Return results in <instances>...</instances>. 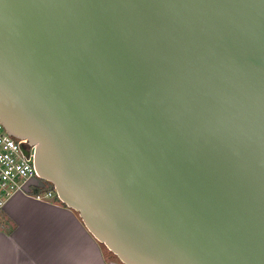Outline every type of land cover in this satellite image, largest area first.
Wrapping results in <instances>:
<instances>
[{
    "label": "water",
    "instance_id": "1",
    "mask_svg": "<svg viewBox=\"0 0 264 264\" xmlns=\"http://www.w3.org/2000/svg\"><path fill=\"white\" fill-rule=\"evenodd\" d=\"M0 124L120 264H264V0H0Z\"/></svg>",
    "mask_w": 264,
    "mask_h": 264
},
{
    "label": "crops",
    "instance_id": "2",
    "mask_svg": "<svg viewBox=\"0 0 264 264\" xmlns=\"http://www.w3.org/2000/svg\"><path fill=\"white\" fill-rule=\"evenodd\" d=\"M45 188H42L43 191ZM15 195L0 213V264H120L56 197Z\"/></svg>",
    "mask_w": 264,
    "mask_h": 264
},
{
    "label": "built area",
    "instance_id": "3",
    "mask_svg": "<svg viewBox=\"0 0 264 264\" xmlns=\"http://www.w3.org/2000/svg\"><path fill=\"white\" fill-rule=\"evenodd\" d=\"M27 152V153H26ZM33 165V148L26 141L8 135L0 124V213L15 195H31L43 186ZM36 199H51L54 191L33 195Z\"/></svg>",
    "mask_w": 264,
    "mask_h": 264
},
{
    "label": "rangeland",
    "instance_id": "4",
    "mask_svg": "<svg viewBox=\"0 0 264 264\" xmlns=\"http://www.w3.org/2000/svg\"><path fill=\"white\" fill-rule=\"evenodd\" d=\"M41 185L43 186V188L47 189V187L49 186L48 184L46 183H41ZM45 189L43 190L42 193H45ZM106 252H108V254H110V256L112 257V259L114 260H117V258L111 253L109 252L106 248H105ZM118 261V260H117Z\"/></svg>",
    "mask_w": 264,
    "mask_h": 264
},
{
    "label": "trees",
    "instance_id": "5",
    "mask_svg": "<svg viewBox=\"0 0 264 264\" xmlns=\"http://www.w3.org/2000/svg\"><path fill=\"white\" fill-rule=\"evenodd\" d=\"M49 185V184H48ZM53 190V188L49 185L48 187H47V189H45V191H52ZM41 192H43L42 190H40ZM39 191V192H40Z\"/></svg>",
    "mask_w": 264,
    "mask_h": 264
}]
</instances>
